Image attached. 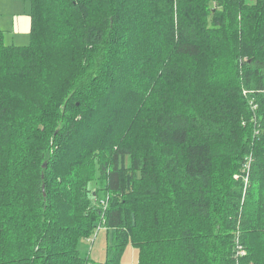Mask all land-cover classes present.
Segmentation results:
<instances>
[{
	"label": "trees",
	"instance_id": "16d2710c",
	"mask_svg": "<svg viewBox=\"0 0 264 264\" xmlns=\"http://www.w3.org/2000/svg\"><path fill=\"white\" fill-rule=\"evenodd\" d=\"M29 2V45L0 30V264H264V0Z\"/></svg>",
	"mask_w": 264,
	"mask_h": 264
},
{
	"label": "rangeland",
	"instance_id": "374dc122",
	"mask_svg": "<svg viewBox=\"0 0 264 264\" xmlns=\"http://www.w3.org/2000/svg\"><path fill=\"white\" fill-rule=\"evenodd\" d=\"M251 2V0H249ZM22 15L30 18L29 0H0V30L3 33V41L6 46H27L30 43L29 32L26 30H17L19 28L18 20ZM237 175H234L236 179ZM90 192L97 190L96 199L91 201V209H105L108 205L107 194L105 192V183L96 181L88 187ZM107 230L100 227L92 236L91 241L84 245L91 260L95 262H104L106 260V245L108 241ZM119 264H138V251L128 244L120 258Z\"/></svg>",
	"mask_w": 264,
	"mask_h": 264
},
{
	"label": "crops",
	"instance_id": "0c3cea01",
	"mask_svg": "<svg viewBox=\"0 0 264 264\" xmlns=\"http://www.w3.org/2000/svg\"><path fill=\"white\" fill-rule=\"evenodd\" d=\"M26 15H22L20 18H19V20H18V22L17 23H19L18 25H19V28H17V30H23V31H27V32H29V30H30V18H28V17H25Z\"/></svg>",
	"mask_w": 264,
	"mask_h": 264
},
{
	"label": "built area",
	"instance_id": "2783aa9c",
	"mask_svg": "<svg viewBox=\"0 0 264 264\" xmlns=\"http://www.w3.org/2000/svg\"><path fill=\"white\" fill-rule=\"evenodd\" d=\"M102 207H104V208H105V203H104V206H102Z\"/></svg>",
	"mask_w": 264,
	"mask_h": 264
}]
</instances>
